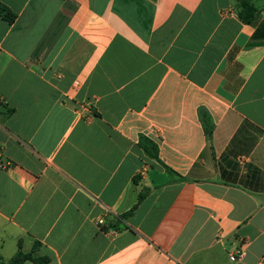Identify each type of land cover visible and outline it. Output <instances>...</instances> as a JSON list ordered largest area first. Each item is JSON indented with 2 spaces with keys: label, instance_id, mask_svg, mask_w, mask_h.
Returning <instances> with one entry per match:
<instances>
[{
  "label": "crops",
  "instance_id": "obj_1",
  "mask_svg": "<svg viewBox=\"0 0 264 264\" xmlns=\"http://www.w3.org/2000/svg\"><path fill=\"white\" fill-rule=\"evenodd\" d=\"M0 3V264H264V0Z\"/></svg>",
  "mask_w": 264,
  "mask_h": 264
},
{
  "label": "trees",
  "instance_id": "obj_2",
  "mask_svg": "<svg viewBox=\"0 0 264 264\" xmlns=\"http://www.w3.org/2000/svg\"><path fill=\"white\" fill-rule=\"evenodd\" d=\"M253 1L254 0H235L238 8L239 17L242 19L244 23H248V24L251 23L255 17L257 9L254 6ZM0 16L9 23H13L16 20V14L12 10H10L7 6L1 3H0ZM204 129L206 135L208 137H211L213 134V125L211 123L210 124L207 123V121L204 120ZM138 143H139V147L144 151V153L149 158L158 159V152H159L158 145L153 140L141 136ZM39 245H40L39 243H36L32 251L25 253L22 251V245L20 243L19 251L17 255L9 262L2 264H24L27 261H32L36 264H48L50 262V258L37 256Z\"/></svg>",
  "mask_w": 264,
  "mask_h": 264
},
{
  "label": "built area",
  "instance_id": "obj_3",
  "mask_svg": "<svg viewBox=\"0 0 264 264\" xmlns=\"http://www.w3.org/2000/svg\"><path fill=\"white\" fill-rule=\"evenodd\" d=\"M9 163H4L1 159V155H0V170H4L7 169L9 167ZM105 224V218H100L98 220V226L100 227V229L103 230V225ZM114 233H117L116 230H114ZM245 254V251L243 248H237L231 255V260L232 261H237L238 259H240L241 257H243Z\"/></svg>",
  "mask_w": 264,
  "mask_h": 264
}]
</instances>
